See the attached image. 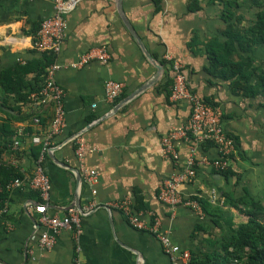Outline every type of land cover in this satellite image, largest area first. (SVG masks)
Instances as JSON below:
<instances>
[{
	"label": "crops",
	"instance_id": "obj_1",
	"mask_svg": "<svg viewBox=\"0 0 264 264\" xmlns=\"http://www.w3.org/2000/svg\"><path fill=\"white\" fill-rule=\"evenodd\" d=\"M190 1L161 0L156 11L152 0H81L64 14V34L55 59L59 68L54 77L65 92V126L49 141L42 164L51 183L47 215L61 217L71 207L82 210L81 230L75 238L73 229L64 228L50 249H42L38 238L45 226L34 210L40 202L38 193L26 186L15 188L0 208V264H75L76 246L80 248V264H170L157 239L150 232L131 226L124 213L113 206V202L124 198L147 222L156 217L160 229L181 248L189 252L204 249L208 233L201 231L196 235L194 228L202 223L210 230L209 217L183 204L167 205L157 197L161 182L185 169L190 157L196 161L195 175L178 184L182 198L198 196L220 204L227 191L234 197L243 195L244 190L262 196V99L242 98L231 92L229 81L207 73L203 46L190 43L195 37L200 43L215 36L222 39V3L197 0L200 8L191 11ZM240 1V12H236L242 16V23L248 24L253 19L252 2ZM52 11L53 0H0V71L41 56L42 52L34 47L36 30ZM122 13L155 63L161 65L160 70L143 54L123 22ZM98 47L109 52L106 62L93 58L78 64L83 54ZM263 47L258 46V52ZM162 59L169 66L162 64ZM173 62L181 65L191 89L220 109L225 129L237 138L245 157L235 154L229 164L239 173L238 179L235 175L225 177L205 162L203 158L219 156L215 146L177 133L188 121L191 106L187 101L171 100L160 87L167 76L173 75ZM156 74L152 83L112 112L121 99ZM108 79L124 85L123 96L114 101L104 96V82ZM20 106L19 115L11 110L9 114L24 116L34 110L29 103ZM36 109L40 110L43 125L33 124L31 118L11 122L13 138L17 128L25 133L20 138L19 151H28L32 144L31 133L25 129L29 125L32 134L46 140L52 106ZM5 115L0 110V118ZM170 132L176 133L177 158L166 156L162 148V138ZM76 137L84 148L81 158L75 153ZM2 157L19 167L22 178L32 175L38 160L34 161L28 152L16 159L9 150ZM81 166L98 173L95 184L82 180ZM136 198L147 206L146 211L134 210ZM224 209L225 215L236 222L245 218L235 207Z\"/></svg>",
	"mask_w": 264,
	"mask_h": 264
},
{
	"label": "trees",
	"instance_id": "obj_2",
	"mask_svg": "<svg viewBox=\"0 0 264 264\" xmlns=\"http://www.w3.org/2000/svg\"><path fill=\"white\" fill-rule=\"evenodd\" d=\"M219 1L222 3L221 19L224 22V28L220 31L222 39L215 36L200 43L195 37L190 45L201 44L203 46L207 56L205 70L210 76L218 80L229 81L231 92L242 98H261L260 106L264 108V58L258 55L257 49L258 46H264V2L251 0L250 9H252L253 19L248 24H243L242 16L236 12L242 5L240 0ZM152 2L158 11L161 0H152ZM199 8L197 0L190 1L189 10ZM55 58L52 53L44 52L39 58H34L24 64L16 63L0 71V110L6 114L0 118V208L10 193L8 189L10 181L23 177L18 166L2 160L4 153L9 150L11 155L19 158L23 153L28 152L36 161L43 147L42 143L32 142L28 151L11 150L14 139L11 122L14 119H32L38 116L40 120L38 126L43 125L44 120L40 110L36 109L38 106H34V110H29L24 116H13L8 111H16V115L21 113L20 104L29 103L30 94L42 88L47 67ZM160 62L164 65L168 64L164 59ZM29 74L31 76L28 78ZM172 86V74L160 84L167 96L170 95ZM203 100L215 106L214 103ZM25 129L33 133L30 125ZM225 131L235 141V152L228 156L229 160H232L235 154L244 158L237 138L226 129ZM205 143L213 145L209 141ZM215 170L225 177L229 175H235L237 179L239 177V173L235 172L229 163L225 168ZM192 197L199 203L201 211L209 217L211 229L208 230L202 223L196 224L194 234L198 235L201 231L208 233L207 243L204 249L199 248L197 252H190L189 264H264L263 200L248 190H244V194L239 197H234L232 192H223L224 198L220 204L211 203L208 198ZM225 206L235 207L238 213L246 219L234 221L232 216L225 215ZM133 208L135 211H146L147 206L140 198H136Z\"/></svg>",
	"mask_w": 264,
	"mask_h": 264
},
{
	"label": "built area",
	"instance_id": "obj_3",
	"mask_svg": "<svg viewBox=\"0 0 264 264\" xmlns=\"http://www.w3.org/2000/svg\"><path fill=\"white\" fill-rule=\"evenodd\" d=\"M81 0H53V11L49 17L40 21L36 31L34 47L44 53L50 52L55 57L60 51L63 39L65 20L64 14L70 7ZM110 57L109 52L104 47L91 49L82 55L78 64H83L90 59H99L106 62ZM169 59V57L165 56ZM56 59V58H55ZM59 68L58 63L54 60L46 70L42 88L37 92L30 94L29 104L42 107L50 104L52 106V117L48 125L46 140H41L39 135L31 134L30 138L33 143H43L41 155L36 161L35 168L30 177L15 178L10 181L8 189L14 190L18 187H28L38 193L40 202L34 206V210L39 214L38 220L45 227L39 235V245L42 249H50L55 242V238L60 230L67 228L74 230V237L80 233V215L82 210L73 207L69 208L64 216L47 215V201L51 189L50 179L44 171L42 160L43 153L53 136L58 134L65 126L64 96L65 92L62 86L55 80V70ZM173 86L170 98L173 101H187L190 103V117L184 128L177 132L179 135L188 137L192 136L196 142H211L218 150L219 156L215 159L203 158L205 162L215 169H223L229 163V155L235 152L234 138L225 131L222 120V113L216 106L205 102L198 94L191 89L188 81L181 71V65L177 62L172 63ZM124 85L122 82L108 79L104 82V96L108 101H114L119 98L123 92ZM39 117L32 118V123L38 125ZM25 134L21 128H17L16 136L13 139L11 150H17L20 145V138ZM175 132H170L162 138V148L166 156L177 158V151L174 148ZM77 147L75 153L78 158L83 154V144L76 137ZM1 164V161H0ZM196 161L193 157L188 160V166L185 169L171 174L163 180L158 188V199L170 206L183 204L189 206L201 214L199 203L192 198L184 199L178 191V184L192 179L195 175ZM82 167V180L93 185L98 181V173L95 170ZM211 201H215V196H211ZM31 206V204H30ZM113 206L121 210L126 216L131 226L136 229L150 232L159 242L162 251L168 256L170 264H189L190 252L181 248L175 243L170 234L162 231L159 227V221L153 217L151 221H146L139 214L132 210L130 201L126 198L113 202ZM4 208H2L3 210ZM79 246H76L75 264H80L77 259ZM28 264V263H26Z\"/></svg>",
	"mask_w": 264,
	"mask_h": 264
},
{
	"label": "water",
	"instance_id": "obj_4",
	"mask_svg": "<svg viewBox=\"0 0 264 264\" xmlns=\"http://www.w3.org/2000/svg\"><path fill=\"white\" fill-rule=\"evenodd\" d=\"M122 19L123 22L125 23L128 31L131 33V35L133 36V38L135 39V41L137 42L138 46L140 47V49L142 50L143 54L148 58V60H150L156 67L158 70H160L161 65L155 63L154 59L151 57L150 53L146 50V48L144 47L140 37L138 36V34L136 33V31L134 30L133 26L131 25V23L128 21V19L126 18V16L122 13ZM157 78V74L154 75V77L151 80H148L145 84H143L142 86H140L138 89H136L135 91L131 92L130 94H128L126 97H124L123 99H121L114 107L112 112L116 111L119 107H121L124 103H126L128 100H130L133 96H135L136 94H138L140 91H142L143 89H145L150 83H152L154 81V79ZM111 113V112H110ZM77 180L80 183L81 182V178L79 176V174L77 173ZM79 207V206H78Z\"/></svg>",
	"mask_w": 264,
	"mask_h": 264
},
{
	"label": "rangeland",
	"instance_id": "obj_5",
	"mask_svg": "<svg viewBox=\"0 0 264 264\" xmlns=\"http://www.w3.org/2000/svg\"><path fill=\"white\" fill-rule=\"evenodd\" d=\"M262 1V0H261ZM240 9H237V11H239ZM242 10H244V8L242 7ZM240 12V11H239ZM250 14V13H249ZM264 48V47H263ZM260 52H261V54H260V52H258V55H260L261 56V58H264V49L262 50H259ZM262 194V196H260V199L261 200H263L264 201V192H262L261 193ZM246 218H244L243 220H245ZM237 221H239V219H237Z\"/></svg>",
	"mask_w": 264,
	"mask_h": 264
}]
</instances>
